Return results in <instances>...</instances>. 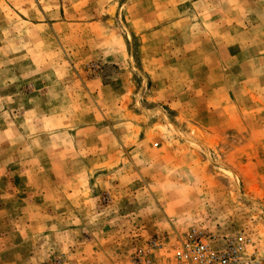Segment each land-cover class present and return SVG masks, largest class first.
I'll list each match as a JSON object with an SVG mask.
<instances>
[{"label": "rangeland", "instance_id": "374dc122", "mask_svg": "<svg viewBox=\"0 0 264 264\" xmlns=\"http://www.w3.org/2000/svg\"><path fill=\"white\" fill-rule=\"evenodd\" d=\"M193 230L264 252V0H0V264Z\"/></svg>", "mask_w": 264, "mask_h": 264}, {"label": "built area", "instance_id": "2783aa9c", "mask_svg": "<svg viewBox=\"0 0 264 264\" xmlns=\"http://www.w3.org/2000/svg\"><path fill=\"white\" fill-rule=\"evenodd\" d=\"M165 240L154 239L147 251L139 253L135 264H154L151 256L163 254L168 249ZM177 255L174 260H165V264H264V252L250 254L242 240L230 241L223 248H216L204 233L193 230L179 236L175 244Z\"/></svg>", "mask_w": 264, "mask_h": 264}, {"label": "crops", "instance_id": "0c3cea01", "mask_svg": "<svg viewBox=\"0 0 264 264\" xmlns=\"http://www.w3.org/2000/svg\"><path fill=\"white\" fill-rule=\"evenodd\" d=\"M27 12H29V11H27ZM53 12H54L53 14L45 13V12L43 14H41L42 15L41 19H43L42 23L47 25L50 30L53 29L55 31H58V30H60L62 28H63V30L65 28L67 29L68 26L66 27V24H63L64 22H62L63 16L66 15V11H62V10L59 9L57 12L56 11H53ZM57 13H58V16H57ZM53 16H57V18L53 19ZM56 19H58V20H57L56 23H54L53 20H56ZM83 26L84 25H82V24L79 25V27H83ZM72 27H74V25H72Z\"/></svg>", "mask_w": 264, "mask_h": 264}]
</instances>
